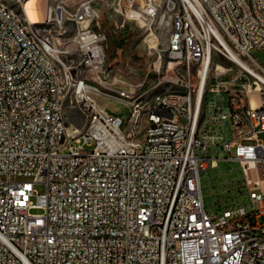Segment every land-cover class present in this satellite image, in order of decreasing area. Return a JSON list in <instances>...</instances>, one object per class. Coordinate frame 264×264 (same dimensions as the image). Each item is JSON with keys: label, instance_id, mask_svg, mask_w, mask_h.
<instances>
[{"label": "built area", "instance_id": "1", "mask_svg": "<svg viewBox=\"0 0 264 264\" xmlns=\"http://www.w3.org/2000/svg\"><path fill=\"white\" fill-rule=\"evenodd\" d=\"M26 2L0 0V264H264V104L247 97L264 89V62L253 56L264 49V0L237 9L229 0H82L75 9L50 0L57 36L19 13ZM103 14L152 34L154 70L186 93L132 102L142 84L107 67ZM69 56L79 61L63 64ZM223 57L238 67L234 81L222 78L233 70ZM210 59L211 80L197 79ZM244 76L253 80L235 82ZM112 91L133 126L97 102ZM42 97L52 105L26 113ZM68 103L83 128L69 124ZM215 146L240 162L249 202L208 212L201 176L217 166Z\"/></svg>", "mask_w": 264, "mask_h": 264}, {"label": "rangeland", "instance_id": "2", "mask_svg": "<svg viewBox=\"0 0 264 264\" xmlns=\"http://www.w3.org/2000/svg\"><path fill=\"white\" fill-rule=\"evenodd\" d=\"M82 0H64V5L69 9H75L76 6ZM58 2H55V5ZM19 9V7H18ZM19 11V10H18ZM100 26H97V30L104 33L107 37L106 40V54H107V67L112 70V74L117 76L121 80H126L129 83L142 84V88L137 90L138 95H144L143 102H150L157 100L158 97L171 90H177L178 87L174 84V81L162 79L163 71L159 75L154 70V63L156 62V54L151 52L146 45L148 42V31L144 27L136 25L134 23H123L122 18H109L104 14L99 18ZM43 30H52L55 36L58 35V27H53V22L48 24H42ZM65 26L71 27L68 21L65 22ZM74 30L70 29L69 32L63 36H58L61 40H66L72 37ZM125 39L122 46L119 45L120 41ZM253 56L264 62V49L253 50ZM224 58L225 66H233V70L222 78L230 81H234V78L238 75V67ZM63 64L75 65L79 61L78 56L62 57ZM212 69H218V59L213 60ZM72 72L77 73L73 68ZM253 78L246 76L240 77L235 82H248ZM217 81L213 78L210 82L214 84ZM120 82L118 85H122ZM250 104L253 108H260L264 104V89L252 90L247 94ZM215 100V95L209 93L207 95V114L211 101ZM97 102L100 106L107 109L109 112L114 113L122 118H125V126L131 127L136 123V120L131 115V108L127 103V100L122 99L119 95L112 91L107 94L97 97ZM218 102H221V98L218 97ZM65 114L67 116L69 124H72L78 128H83L85 125V115L78 109L73 108L71 105L66 104ZM205 117V113L202 114ZM145 116L139 118V124L142 127ZM213 129V126H211ZM227 130L229 126H226ZM212 155L218 157L216 167L209 168L208 172L202 174V189L205 201V207L208 212L218 211L222 207L224 202L227 206H232L239 200L242 202H249V196L245 185V175L238 160L225 159L229 155L221 147H214L212 149ZM248 176L252 180L258 178L257 169L253 168L248 171ZM36 191L39 193L44 192V185H36ZM35 201L36 197H32ZM42 209L34 208L31 213H41Z\"/></svg>", "mask_w": 264, "mask_h": 264}, {"label": "bare ground", "instance_id": "3", "mask_svg": "<svg viewBox=\"0 0 264 264\" xmlns=\"http://www.w3.org/2000/svg\"><path fill=\"white\" fill-rule=\"evenodd\" d=\"M238 0H229V9H237ZM19 13H26V9L29 15V18L34 22H38V26L42 24L50 23L49 17L51 16L50 0H27L25 4H18ZM148 42H151L153 39L152 34H148ZM232 54L235 58H238L237 55L229 47ZM74 53H81V43H73ZM213 60L210 59L209 63L204 69H198L197 79L211 80L213 76ZM238 60H241L238 58ZM174 84L178 87L177 90H171L162 95V97L168 96L169 94H185L186 93V84H179L174 81ZM144 95H138V93L132 94V102H139L140 105H148V102H143ZM158 98H161L160 96ZM181 104L190 105V95L181 96ZM52 105V97H42L39 101L32 102V105L26 106V113H38L43 109ZM203 113H198V117H202Z\"/></svg>", "mask_w": 264, "mask_h": 264}, {"label": "trees", "instance_id": "4", "mask_svg": "<svg viewBox=\"0 0 264 264\" xmlns=\"http://www.w3.org/2000/svg\"><path fill=\"white\" fill-rule=\"evenodd\" d=\"M124 42H125V39H122V40L120 41L119 45L122 46V45L124 44Z\"/></svg>", "mask_w": 264, "mask_h": 264}]
</instances>
